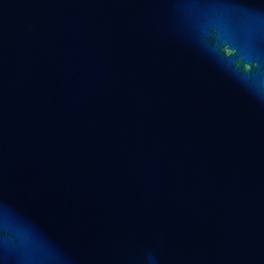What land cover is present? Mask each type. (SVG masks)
<instances>
[{
    "label": "water",
    "instance_id": "1",
    "mask_svg": "<svg viewBox=\"0 0 264 264\" xmlns=\"http://www.w3.org/2000/svg\"><path fill=\"white\" fill-rule=\"evenodd\" d=\"M0 264H264V0H0Z\"/></svg>",
    "mask_w": 264,
    "mask_h": 264
}]
</instances>
